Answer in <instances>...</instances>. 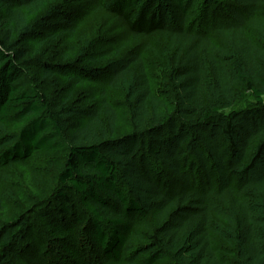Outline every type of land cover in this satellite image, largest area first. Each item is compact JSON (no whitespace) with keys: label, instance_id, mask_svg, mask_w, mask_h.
Returning a JSON list of instances; mask_svg holds the SVG:
<instances>
[{"label":"trees","instance_id":"16d2710c","mask_svg":"<svg viewBox=\"0 0 264 264\" xmlns=\"http://www.w3.org/2000/svg\"><path fill=\"white\" fill-rule=\"evenodd\" d=\"M58 1L0 0V126L10 132L0 138V168L43 150L63 151L67 159L55 174L54 193L21 207L12 225H1L7 239H0V264L19 259V239L29 241L39 228L53 264H160L177 245L182 264H229L211 236L219 216L215 199L230 200L236 211L242 263L264 264V0H105L135 37L163 33L178 55L169 117L139 53L90 58L115 79L134 76L133 131L114 139L108 135L118 111L106 93L97 109L54 107L42 85L19 84L41 62L22 46L41 21L31 23V16ZM198 2L200 11L187 25ZM215 35L231 47L232 60ZM247 93L255 105L237 109ZM74 116L88 120L67 140ZM3 206L0 195L5 214ZM25 246L22 251L35 252Z\"/></svg>","mask_w":264,"mask_h":264},{"label":"rangeland","instance_id":"374dc122","mask_svg":"<svg viewBox=\"0 0 264 264\" xmlns=\"http://www.w3.org/2000/svg\"><path fill=\"white\" fill-rule=\"evenodd\" d=\"M73 1L59 0L54 6H46L38 15L31 16V23L39 16L41 21L25 36L22 46L26 47L28 57L41 62H33L36 64L31 65L32 75L24 76L19 84L24 87L37 83L42 85V91L50 96L54 107L65 105L97 109L102 94L106 93L107 99L118 111L117 128L108 138H120L133 131L128 107L133 73L128 72L122 78L115 79L110 69H104L105 66L101 62L91 61L90 58L116 51L122 53L125 59L133 53H139L145 60L154 92L159 94L167 109L165 116H171L175 109L174 66L178 55L177 49L169 43V38L160 32L135 37L121 16L106 9L105 0H82L79 3ZM199 7L200 2L191 9L187 25L196 18ZM171 12L169 10L170 19L166 23L168 30L172 21ZM3 16L4 12L0 9V17ZM61 18L67 21L59 24ZM174 24L177 25L178 22ZM50 34L57 35L56 39L49 38L44 41ZM249 34L256 37L252 29ZM213 39L220 44L223 55L232 60L233 51L226 41L217 35L213 36ZM255 103L254 95L247 93L236 103V108L250 109ZM224 110L229 113L232 109ZM101 119L106 126L105 117L101 116ZM87 120V117L82 116L69 118L67 140L75 130L83 127ZM9 133L0 126V138L8 137ZM66 160L63 151L43 150L34 153L25 163H11L0 168V195L6 210L5 214L0 210V230L1 225L13 222L15 216L21 212V207H32L37 201L54 193L58 188L55 174L64 166ZM262 164L264 167V161ZM256 174H259V171H255L254 175ZM214 204L219 216L211 233L213 243L229 264H243L244 249L235 236L236 211L230 200L220 202L215 199ZM41 234L42 230L39 228L29 241L19 239L20 246L15 250H18V257L23 261L11 260V264H53L54 259H50ZM0 239L7 238H1L0 233ZM27 243L35 251L30 253L33 258L26 249L22 251V248H28L25 246ZM182 250L181 245L169 249L160 264H182ZM131 253L132 251L128 250L126 255L129 257ZM95 264L101 263L97 260Z\"/></svg>","mask_w":264,"mask_h":264}]
</instances>
